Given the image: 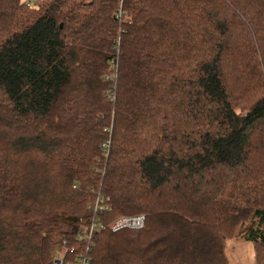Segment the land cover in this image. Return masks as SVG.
Masks as SVG:
<instances>
[{"label": "trees", "instance_id": "trees-1", "mask_svg": "<svg viewBox=\"0 0 264 264\" xmlns=\"http://www.w3.org/2000/svg\"><path fill=\"white\" fill-rule=\"evenodd\" d=\"M93 188L147 216L93 264H264V0H0V264H52Z\"/></svg>", "mask_w": 264, "mask_h": 264}, {"label": "built area", "instance_id": "built-area-1", "mask_svg": "<svg viewBox=\"0 0 264 264\" xmlns=\"http://www.w3.org/2000/svg\"><path fill=\"white\" fill-rule=\"evenodd\" d=\"M29 5H33V0H26ZM121 18V13L117 16ZM111 77L106 80H117V70L114 69ZM109 80V81H110ZM110 103L116 102V86L113 84L106 92ZM102 160L106 161L111 153V137L100 145ZM94 197V201L87 207L88 218L79 224V230L76 233L74 245H69L65 240L55 248L52 257V264H93L92 254L99 235L109 230L113 234L125 230L141 231L147 223L146 215L122 216L109 224L104 222V216L111 212L109 199H106L96 189L89 190Z\"/></svg>", "mask_w": 264, "mask_h": 264}, {"label": "rangeland", "instance_id": "rangeland-1", "mask_svg": "<svg viewBox=\"0 0 264 264\" xmlns=\"http://www.w3.org/2000/svg\"><path fill=\"white\" fill-rule=\"evenodd\" d=\"M35 1L36 0H33V4H35ZM232 239H236V238H231L229 240H232ZM226 243H227V256L226 257L227 258L229 257L228 262L230 260L232 264H254L253 263V259H254L253 250H252L251 244H247L242 239L240 240L236 239L232 243H230L229 241H226ZM57 247L58 245L54 247L52 251V255L56 251L55 248Z\"/></svg>", "mask_w": 264, "mask_h": 264}, {"label": "crops", "instance_id": "crops-1", "mask_svg": "<svg viewBox=\"0 0 264 264\" xmlns=\"http://www.w3.org/2000/svg\"><path fill=\"white\" fill-rule=\"evenodd\" d=\"M236 239H232V240H229V239H225V243H226V241H229L230 243H232V242H234ZM238 240V239H237ZM245 242V241H244ZM247 244H250V243H248V242H246ZM252 250H253V247H252ZM226 256H227V243H226ZM253 257H254V252H253ZM228 259H229V257H228ZM254 259H255V257H254ZM254 259H253V263H254ZM250 261H251V259H250ZM229 262H230V260H229ZM231 263V262H230ZM229 263V264H230ZM232 264V263H231Z\"/></svg>", "mask_w": 264, "mask_h": 264}]
</instances>
